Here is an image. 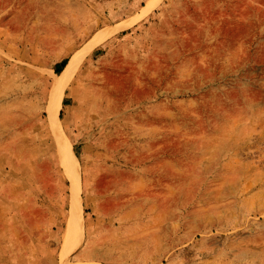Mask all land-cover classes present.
<instances>
[{"label":"rangeland","instance_id":"rangeland-1","mask_svg":"<svg viewBox=\"0 0 264 264\" xmlns=\"http://www.w3.org/2000/svg\"><path fill=\"white\" fill-rule=\"evenodd\" d=\"M147 1L0 0V264H264V0Z\"/></svg>","mask_w":264,"mask_h":264},{"label":"bare ground","instance_id":"bare-ground-1","mask_svg":"<svg viewBox=\"0 0 264 264\" xmlns=\"http://www.w3.org/2000/svg\"><path fill=\"white\" fill-rule=\"evenodd\" d=\"M159 0H148L145 9H150L158 3ZM117 28V27H116ZM115 31V27L96 31L89 40L70 56L69 61L61 72L51 71V77L48 86H51L49 94L48 114L51 126L57 133L60 142L61 161L64 163L72 178V202L71 213L68 219L67 228L64 233L63 247H69V250L75 249L84 235L83 218L79 208L80 201V174L76 168L78 158L72 148V145L62 129L60 108L63 105L64 93L66 87L72 81L76 71L83 60L91 54L105 38ZM100 92V91H98ZM81 205V204H80ZM80 209V210H79ZM68 250V251H69ZM66 252H63L65 255ZM80 264V263H79Z\"/></svg>","mask_w":264,"mask_h":264},{"label":"trees","instance_id":"trees-1","mask_svg":"<svg viewBox=\"0 0 264 264\" xmlns=\"http://www.w3.org/2000/svg\"><path fill=\"white\" fill-rule=\"evenodd\" d=\"M67 64V59L65 58L60 63L56 65V72H61L64 66Z\"/></svg>","mask_w":264,"mask_h":264}]
</instances>
